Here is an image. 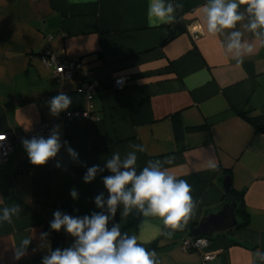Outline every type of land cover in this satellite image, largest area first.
Instances as JSON below:
<instances>
[{
	"label": "crops",
	"instance_id": "1",
	"mask_svg": "<svg viewBox=\"0 0 264 264\" xmlns=\"http://www.w3.org/2000/svg\"><path fill=\"white\" fill-rule=\"evenodd\" d=\"M149 3L0 0V133L18 136L0 165V208H21L11 224L0 225V264H41L46 244L70 246L73 238L63 227L50 229L53 212L82 217L101 211L94 198L100 193L107 198L102 177L112 173L105 168L88 183L82 177L92 165L103 167L114 152L123 158L132 145L144 148L137 152V174L148 160H160L163 170L188 182L193 213L170 238L161 218L144 217L135 208L122 218L123 205L107 227L118 223L122 233L136 235L155 252L158 264H264L255 255L264 252V131L245 117L264 115V46L244 27L247 20L239 21L242 42L253 50L237 64L225 49L231 29L223 35L207 32L202 13L207 0H173L182 5L175 22L156 27L148 22ZM44 50L79 58L101 87L91 98L94 119L57 121L51 132L59 126L62 147L44 165H33L21 141L30 139L23 136L37 122L56 118L47 102L63 92L72 104L59 115L85 107L74 80L56 82L43 66ZM116 77L125 84L112 87ZM67 147L77 152V160ZM225 176L242 198L225 197ZM73 188L76 200L69 194ZM229 199L236 204V225L206 237L202 249L182 251L181 241L193 237V228ZM42 232L49 233L45 240ZM25 237L31 239L29 250L13 261L12 250ZM207 253L213 256L204 260Z\"/></svg>",
	"mask_w": 264,
	"mask_h": 264
},
{
	"label": "clouds",
	"instance_id": "2",
	"mask_svg": "<svg viewBox=\"0 0 264 264\" xmlns=\"http://www.w3.org/2000/svg\"><path fill=\"white\" fill-rule=\"evenodd\" d=\"M181 7L180 3L174 4L173 0H150L147 10L149 25L156 27L174 23L175 13ZM202 13L209 34L223 35L224 30L231 29L227 33L225 49L233 53L232 58L237 64L242 63L243 54L253 50L251 44L242 42V33L237 29L239 21L246 19L244 27L264 46V0H207ZM47 103L49 113L55 117L69 109L72 99L61 92ZM58 128V125L55 126L47 138L35 136L21 141L31 164L44 165L57 155L62 147L60 133L56 130ZM131 147L133 150L123 158L119 152H114L111 158L105 160L103 167H88L82 177L88 183L98 172H104L105 168L112 173L102 177L107 198H104V193L94 198L95 207L101 211L82 217L63 214L59 210L53 212L50 229L60 231L63 227L73 240L70 246L63 249H52L50 244H46L47 254L42 256L41 264H158L155 252L146 250L138 243L136 235L122 233L118 223L111 228L107 225L114 219L117 206L123 205L122 218L127 217L133 208L144 217L161 218L164 226L170 229L165 233L170 238L173 231L183 230L192 216L194 201L190 194L191 186L186 180L163 170L160 160H148L137 174V152H143L144 148L142 145ZM66 150L73 160L78 159L77 152L71 147ZM166 163L171 164L172 158ZM56 167H60L58 162ZM216 167L214 162L209 161L208 168L215 170ZM69 194L73 200L78 198L74 188ZM20 212L18 204L0 208V225L11 224L13 217H18ZM48 235V232H42L40 239L45 240ZM30 244L29 237L22 238L12 250L13 261L22 259ZM255 255L264 260V252L257 251Z\"/></svg>",
	"mask_w": 264,
	"mask_h": 264
},
{
	"label": "built area",
	"instance_id": "3",
	"mask_svg": "<svg viewBox=\"0 0 264 264\" xmlns=\"http://www.w3.org/2000/svg\"><path fill=\"white\" fill-rule=\"evenodd\" d=\"M41 62L44 67L50 70L52 78L56 82L64 80H74L77 84L78 91L82 93L85 100V107L82 110L73 111L68 114H61L56 118L47 121H41L34 124L29 132L23 138H32L35 136H43L47 138L51 134L52 126L67 116L83 117L94 119L91 105V98L94 93L101 87L99 81L92 77V70L85 69L79 58H68L57 56L49 50H44L41 53ZM112 87L119 88L125 84V78L116 77L112 80ZM18 140V136L10 134V132L0 133V165L3 164L10 152L13 150ZM208 244L206 237H190L183 239L180 244V249L184 252L191 250L202 249ZM213 255L210 253L204 254L203 259L207 260Z\"/></svg>",
	"mask_w": 264,
	"mask_h": 264
},
{
	"label": "water",
	"instance_id": "4",
	"mask_svg": "<svg viewBox=\"0 0 264 264\" xmlns=\"http://www.w3.org/2000/svg\"><path fill=\"white\" fill-rule=\"evenodd\" d=\"M230 176H225L222 182L225 193L231 191ZM235 202L229 199L217 213L203 218L192 230L193 237H211L216 232L232 228L237 221L234 216Z\"/></svg>",
	"mask_w": 264,
	"mask_h": 264
},
{
	"label": "trees",
	"instance_id": "5",
	"mask_svg": "<svg viewBox=\"0 0 264 264\" xmlns=\"http://www.w3.org/2000/svg\"><path fill=\"white\" fill-rule=\"evenodd\" d=\"M181 30H182V28H179V31H181ZM173 35H174V33H170L169 37H171ZM244 116H245V114H244ZM245 117H246V120H248L256 129L264 131V125L261 123V120L264 117V115H258V116H255V117H247V116H245ZM225 197L226 198H233V200H235L238 197L242 198L243 196H242V194H240L238 196V194H236V192H234V190L231 188V191L228 194H225ZM241 211H243V210L242 209L238 210L237 213L240 214V216L243 219V214H242ZM245 214L246 213L244 212V215ZM247 221H248V216L246 215V218H244V223H246Z\"/></svg>",
	"mask_w": 264,
	"mask_h": 264
}]
</instances>
